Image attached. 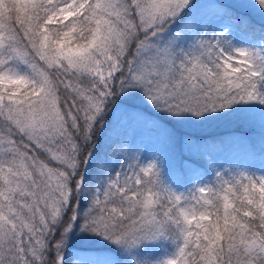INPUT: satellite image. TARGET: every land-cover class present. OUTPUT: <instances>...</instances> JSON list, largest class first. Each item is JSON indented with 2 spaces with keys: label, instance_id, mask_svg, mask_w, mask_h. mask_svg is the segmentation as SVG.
I'll list each match as a JSON object with an SVG mask.
<instances>
[{
  "label": "snow or ice",
  "instance_id": "1",
  "mask_svg": "<svg viewBox=\"0 0 264 264\" xmlns=\"http://www.w3.org/2000/svg\"><path fill=\"white\" fill-rule=\"evenodd\" d=\"M0 264H264V0H0Z\"/></svg>",
  "mask_w": 264,
  "mask_h": 264
},
{
  "label": "trees",
  "instance_id": "2",
  "mask_svg": "<svg viewBox=\"0 0 264 264\" xmlns=\"http://www.w3.org/2000/svg\"><path fill=\"white\" fill-rule=\"evenodd\" d=\"M229 130L230 129H228L226 127H220V128H212V129H209L208 131L213 132V133H225V132H227ZM90 243L91 242L90 241H87V240L83 241V245L85 247L90 246Z\"/></svg>",
  "mask_w": 264,
  "mask_h": 264
}]
</instances>
